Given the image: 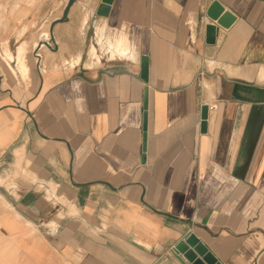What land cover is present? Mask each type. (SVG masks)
I'll return each instance as SVG.
<instances>
[{"label":"crops","instance_id":"1","mask_svg":"<svg viewBox=\"0 0 264 264\" xmlns=\"http://www.w3.org/2000/svg\"><path fill=\"white\" fill-rule=\"evenodd\" d=\"M6 2L44 30L0 48V264H264V0Z\"/></svg>","mask_w":264,"mask_h":264},{"label":"water","instance_id":"2","mask_svg":"<svg viewBox=\"0 0 264 264\" xmlns=\"http://www.w3.org/2000/svg\"><path fill=\"white\" fill-rule=\"evenodd\" d=\"M112 0H102L101 5L98 9L99 15H106L109 10V5ZM207 15L217 21L219 25L227 28L233 22V16L228 12L224 11L223 6L218 1H213L210 5ZM223 15V16H222ZM222 16V17H221ZM216 28L214 26H208L207 28V42H213V36ZM141 79L147 82V59L143 57L141 60ZM147 107V89L144 91V110ZM207 107L202 108V119L206 118ZM146 124V113H144V125ZM175 257L180 261L181 264H187L183 258L189 264H220L213 254L204 246L194 234L189 233L183 237L179 242L175 244L172 251ZM183 257V258H182Z\"/></svg>","mask_w":264,"mask_h":264},{"label":"rangeland","instance_id":"3","mask_svg":"<svg viewBox=\"0 0 264 264\" xmlns=\"http://www.w3.org/2000/svg\"><path fill=\"white\" fill-rule=\"evenodd\" d=\"M6 1L13 2V0H0V4L2 3L4 5V6H0L1 7L0 9H2V11L7 10V8L8 9L10 8L11 4L9 2H6ZM4 12H6V11H4ZM1 16L2 15L0 13V19H1ZM30 22H31V18H29L28 16L25 18H22V19L19 18V20H17L15 22V25L12 26L11 31H9V30L5 31L2 27V25L0 24V48L4 47V49H5L7 47V45H5L4 42H7L12 53H14L15 48L20 41V39L17 37V32L22 27V23L29 24ZM41 25H42V21L38 20L37 24H34V25L29 24V26L27 27V30H26L24 36L22 37V39L26 41L28 50L31 49V45H33V43L35 42V40H33L34 34L36 33V35H35V37H36V36H39V34H41L43 32L44 28ZM23 28L25 29V26H23L22 29L19 31V36H21L23 34V32L25 31ZM25 47H26L25 43L22 44L19 47V49H21L22 53L20 55H17V56L14 55V57L12 54V56H11L12 58H8V55L5 54L6 53L5 51L3 54H1L2 59L7 64H9L10 61L16 60L19 70H22V72H24V73L27 71V61L25 58V52H26ZM0 61L3 62L1 60V58H0ZM14 64L15 63H12L13 66H14Z\"/></svg>","mask_w":264,"mask_h":264},{"label":"bare ground","instance_id":"4","mask_svg":"<svg viewBox=\"0 0 264 264\" xmlns=\"http://www.w3.org/2000/svg\"><path fill=\"white\" fill-rule=\"evenodd\" d=\"M24 29V28H23ZM25 30V29H24ZM23 32V31H22ZM21 34V33H20ZM45 35H47V34H45ZM35 46V45H34ZM122 48V47H121ZM120 48V49H121ZM123 49V48H122ZM6 53V55H8V58H12L11 56H12V54H13V57H14V55H20L22 52H21V49H19V47H18V50H17V53H12V51L9 49V48H6L5 50H4ZM118 51H120V50H118ZM9 53V54H8ZM123 53V52H122ZM133 53V52H132ZM92 54V53H91ZM109 54V53H108ZM121 54V53H120ZM124 54V53H123ZM89 65V64H88Z\"/></svg>","mask_w":264,"mask_h":264}]
</instances>
